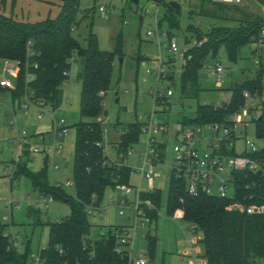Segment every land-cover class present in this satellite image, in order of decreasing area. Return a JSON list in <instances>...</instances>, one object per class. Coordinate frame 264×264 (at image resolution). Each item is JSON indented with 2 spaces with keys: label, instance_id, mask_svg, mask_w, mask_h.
<instances>
[{
  "label": "rangeland",
  "instance_id": "obj_1",
  "mask_svg": "<svg viewBox=\"0 0 264 264\" xmlns=\"http://www.w3.org/2000/svg\"><path fill=\"white\" fill-rule=\"evenodd\" d=\"M172 1L180 3L182 9L176 14L179 27L169 29L168 24L158 26V21L168 14V9L153 2L138 0V4H135L134 0H79L78 26L73 36L82 47H87L91 26L98 36L100 49L105 52H113L117 37L122 35L123 38V56L115 60L112 88L104 99V116L107 120L104 128L108 130L109 141L120 139L117 133L119 127L152 115L157 122L167 124L173 131L185 118L194 119L199 106L229 103L232 99L231 88L256 79L260 65L264 68V38L243 46L235 60L230 58L226 47L221 46L216 56L211 53L204 61L199 72V93L183 98L179 92L183 66L181 53L173 57L169 38L149 40L148 32L158 29L167 31L183 47L186 40L192 43L197 39L196 32L188 30L191 25L201 33L213 28L237 26L243 18L236 11V6H248L247 11L264 22V0H240L239 3L228 0H212V3H203V0ZM213 3H222L223 7ZM0 10L16 20L35 23L57 18L61 13V4L52 0H0ZM171 56L176 61L175 68H163L162 59ZM217 66L224 69L220 86L211 73ZM163 70L174 77L177 89L169 79H160ZM81 73L82 63L77 59L63 86V101L59 109L44 102L38 105L35 100L32 101V95L15 97L11 90L0 92V226H4L5 235L15 239L20 252L25 253L27 248L30 249L28 264H32V256L48 247L47 225L68 220L71 207L56 198L47 206L45 201L52 196H41L30 177L21 173L20 168L25 166L30 172L37 173L44 168L47 159L48 185H59L68 196L77 199L73 165L76 126L82 121ZM168 89L176 93L169 100L170 107L156 106L154 93L160 91L165 94ZM116 93L119 103H116ZM58 121H63L68 127L66 135H55ZM241 131L236 144L237 153L244 150L245 134ZM246 137L260 150L264 148V142L257 138L254 126L248 130ZM164 143L167 148L163 164L156 168L162 177L154 180V187L163 193L158 218L150 227L130 230L129 252L134 257L139 253L146 255L149 264H188L185 256H194V253L201 256L204 248L199 241L201 233H194L191 224L183 219L176 220L167 214L169 168L175 164L173 148L176 141L166 135ZM135 150L143 152L144 148L135 145ZM105 156L111 160L118 159L112 144L107 146ZM124 162L134 170L140 166L137 155L127 157ZM130 186L146 189L149 183L141 181L134 171ZM134 202V188L122 191L107 187L99 208L90 212L89 223L96 231L111 227L133 228ZM121 203H124L122 212ZM149 232L158 241L154 259L148 254L146 235ZM198 259V262L201 261Z\"/></svg>",
  "mask_w": 264,
  "mask_h": 264
},
{
  "label": "trees",
  "instance_id": "obj_2",
  "mask_svg": "<svg viewBox=\"0 0 264 264\" xmlns=\"http://www.w3.org/2000/svg\"><path fill=\"white\" fill-rule=\"evenodd\" d=\"M52 1L61 4L60 15L35 23L16 20L0 10V60L21 63L13 93L15 97L32 95L33 100L59 109L63 101V86L70 76V61L75 57V61L78 59L82 63V121L76 126L73 165L77 199L68 196L59 185H48L47 159L44 168L37 173L30 172L25 166L20 168V172L30 177L34 188L42 196L50 195L52 200H62L71 207L68 220L47 225L49 244L39 255L45 264H130L127 255L118 254L116 250L119 243L115 231L123 227L96 231L89 223L90 209L99 208L105 189L130 186L134 172L128 166L118 169L98 145L103 141V127L97 118L105 112L103 104L112 88L114 63L117 57L123 56V38L122 35L117 37L113 52H105L100 49L98 36L91 26L87 47H82L73 36L78 26L79 0ZM146 1L168 9V14L158 21V26L168 24L169 29L179 27L176 14L181 9H173L170 6L172 0ZM205 1L212 3V0H203V3ZM213 5L223 7L222 3ZM236 7L243 18L237 26L213 28L206 33L199 32L195 26L189 27V31L196 32V41L207 39V42L200 47H191L185 54L186 65L180 74L179 91L183 98L199 93V72L209 54L216 56L219 48L225 46L230 58L235 60L243 46L263 39V20L242 6ZM166 33L170 40V33ZM186 41V44H190L189 40ZM172 59L166 66L173 67L175 60ZM164 79L175 83L174 77L171 74L168 76L167 72ZM173 87L177 89V85ZM231 91L232 99L226 106H223L224 103L199 106L195 118H185L182 123L186 126L228 124V119L244 106L245 92L254 97L264 93L263 66L260 65L256 79L237 84ZM255 123L256 136L264 142V115ZM119 128L124 132L119 142L120 153L139 142L141 123L137 121ZM223 151L224 154L236 155L234 150L227 151L225 147ZM252 157L264 165V148ZM233 176L236 188L234 199L208 195L192 198L187 194L184 183L172 178L167 192V214L183 219L195 228V233H201L199 241L204 248L203 259L207 264H264V215L228 210L233 203L264 205V173L257 176L255 173L237 172ZM142 197L153 202L159 210L163 197L160 189L144 192ZM151 218L156 221L158 212H153ZM146 241L148 254L154 259L157 237L149 232ZM61 249L63 255L59 253ZM30 255L29 248L22 253L14 247L4 234V226H0V264H28Z\"/></svg>",
  "mask_w": 264,
  "mask_h": 264
},
{
  "label": "built area",
  "instance_id": "obj_3",
  "mask_svg": "<svg viewBox=\"0 0 264 264\" xmlns=\"http://www.w3.org/2000/svg\"><path fill=\"white\" fill-rule=\"evenodd\" d=\"M101 10H104L102 8ZM148 39H158L161 37H168L167 33L163 30L158 29L157 31H149ZM264 38V32L262 33ZM263 39H261L262 41ZM170 51L172 56L176 57L180 55L183 58V67L186 65L185 54L191 47H200L207 42V39L202 41L194 40L190 44H185L181 47L178 44L176 38L172 37L170 40ZM166 46V44H165ZM71 64L75 62V57L71 59ZM168 62V58L162 60L165 66ZM2 70L0 72V87L3 89H14V79L18 77L21 70V63L14 60H1ZM165 71L163 70L160 74L161 78H165ZM211 73L218 79V85H221V78L224 74V69L221 66H217L212 69ZM105 94H103L104 96ZM176 95L173 89L163 94L160 91L154 93L155 100L157 101L156 106H164L169 108V100L174 98ZM245 104L240 108L238 112L233 114L228 119V124L215 123L205 126H186L182 122L178 123L175 130L170 131L167 124H161L157 122L154 116H146L139 122L141 123L140 138L139 142L133 144L126 151L118 152L120 139L115 141L108 140V130L104 127L107 125L105 116H100L97 121L103 127V141L98 145L104 149V153L108 145L112 144L115 149L118 159L111 160L110 163L114 164L118 169L124 166H128L124 160L131 156L137 155V159L140 162V166L133 171L140 176L141 181L146 180L149 183V187L144 189L140 187H130L127 185H120L117 189L122 191H129L134 188L135 190V202L133 210L135 212V225L133 228H122L115 231V235L118 239L117 253L121 255H127L130 264H149L146 255L139 253L134 257L129 252V246L131 243L130 230L137 231L140 228L150 227L154 222L151 218L153 212H158L155 204L149 200H145L142 197L144 192H154L157 188L154 187V180L162 177L160 171H156L157 166L163 164V157L166 152L167 145L164 143V137L170 136L172 141H176L173 148V152L176 155L175 164L169 168V179L172 178L180 180L184 183L187 194L192 197H199L201 195H208L213 197L222 198H235V180L234 173H255L263 171L264 165L259 160L252 157V155L260 152L261 150L247 140L248 130L252 126H256V119L261 118L264 115V93L256 97L252 96L249 92H245ZM41 101L37 104L41 105ZM105 108V104H103ZM242 130V131H241ZM240 131L245 134L244 136V150L240 153L236 152L237 139L240 136ZM68 133V127L63 121L56 123L55 135L63 136ZM119 138L124 134L122 128L117 129ZM106 139V140H105ZM135 145H142L144 148L143 152H137ZM228 151L234 150L236 155L224 154L223 148ZM163 155V156H162ZM255 184H253L254 186ZM232 190V193L229 192ZM53 202L50 198L45 201L48 206L49 203ZM120 208L121 212L122 206ZM94 208L90 209L93 212ZM228 210L239 211L241 213H247L248 215H264V205H252L245 206L241 203H233L228 207ZM179 220L178 218H174ZM193 227V226H192ZM193 230L195 228L193 227ZM195 232V231H194ZM10 243L18 248L15 239L10 238ZM20 250V248H18ZM61 255L64 251L59 250ZM32 264H45L44 259L39 255L32 256ZM189 259L188 264H192L195 259Z\"/></svg>",
  "mask_w": 264,
  "mask_h": 264
},
{
  "label": "crops",
  "instance_id": "obj_4",
  "mask_svg": "<svg viewBox=\"0 0 264 264\" xmlns=\"http://www.w3.org/2000/svg\"><path fill=\"white\" fill-rule=\"evenodd\" d=\"M218 1H220V0H218ZM181 9H182V7H181ZM248 10V9H247ZM166 32V31H165ZM186 44V43H185ZM166 58H168V61L170 60V59H172L173 57L171 56V57H166ZM165 59V58H164ZM163 60V59H162ZM173 60V59H172ZM168 63V62H167ZM167 63H166V65H167ZM161 66L163 67V68H165L166 67V65L164 66L163 65V63H162V61H161ZM175 65H176V61H175V63L173 64V67L172 68H175ZM168 67H169V65H168ZM1 70H2V64H1V60H0V72H1ZM181 74V73H180ZM14 84H16V78L14 79ZM174 86H176V84L174 83ZM16 89V85H15V88L14 89H3V88H0V92H4V91H6V90H11L13 93H14V90ZM14 95V94H13ZM29 97V96H28ZM33 102H34V100H32ZM38 101H36V103H37ZM114 141V140H113ZM42 196V195H41ZM195 233V232H194ZM196 253H194V256H185V258L187 259V260H189V259H191V260H193L192 258H194L195 259V261L192 263V264H207V261L205 260V259H203V255H201V256H199V255H195ZM198 258H200V260L201 261H197V259ZM199 260V259H198Z\"/></svg>",
  "mask_w": 264,
  "mask_h": 264
},
{
  "label": "water",
  "instance_id": "obj_5",
  "mask_svg": "<svg viewBox=\"0 0 264 264\" xmlns=\"http://www.w3.org/2000/svg\"><path fill=\"white\" fill-rule=\"evenodd\" d=\"M215 1H218V0H215ZM220 1H221V0H220ZM222 1H223V0H222ZM228 1H230V2H234V3H239V2H240V0H228ZM134 3H135V4H138V0H134ZM170 6H171L173 9H175L176 11H179V10L181 9V5H180V3L176 2V1H172V2H170ZM242 7H243L245 10L248 9V6H245V5H243ZM117 96H118V94L116 93V94H115V97H116V103H119V99L117 98ZM223 106H226V103H224ZM262 174H263V171H259V172H257V176H261Z\"/></svg>",
  "mask_w": 264,
  "mask_h": 264
}]
</instances>
